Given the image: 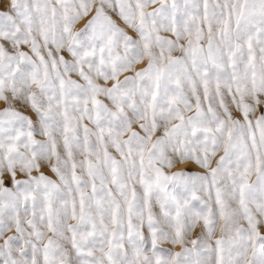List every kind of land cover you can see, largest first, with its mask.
<instances>
[{
	"label": "snow or ice",
	"instance_id": "snow-or-ice-1",
	"mask_svg": "<svg viewBox=\"0 0 264 264\" xmlns=\"http://www.w3.org/2000/svg\"><path fill=\"white\" fill-rule=\"evenodd\" d=\"M0 105V264H264V0H0Z\"/></svg>",
	"mask_w": 264,
	"mask_h": 264
},
{
	"label": "rangeland",
	"instance_id": "rangeland-1",
	"mask_svg": "<svg viewBox=\"0 0 264 264\" xmlns=\"http://www.w3.org/2000/svg\"><path fill=\"white\" fill-rule=\"evenodd\" d=\"M149 10H151V9H149ZM0 107H2V105H0ZM50 175H51V173H49ZM53 178H55V177H53ZM255 177H253V179H254ZM262 231H264V229H262ZM175 251H178L179 249L177 248V249H174Z\"/></svg>",
	"mask_w": 264,
	"mask_h": 264
}]
</instances>
